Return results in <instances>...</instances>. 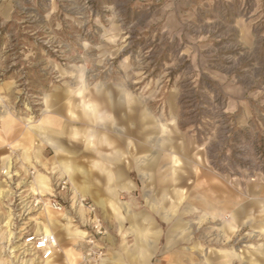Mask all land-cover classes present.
<instances>
[{
    "label": "rangeland",
    "instance_id": "374dc122",
    "mask_svg": "<svg viewBox=\"0 0 264 264\" xmlns=\"http://www.w3.org/2000/svg\"><path fill=\"white\" fill-rule=\"evenodd\" d=\"M47 202L50 264L95 218L96 264H168L170 228L180 264H264V0H0V264L47 262L20 245Z\"/></svg>",
    "mask_w": 264,
    "mask_h": 264
},
{
    "label": "built area",
    "instance_id": "2783aa9c",
    "mask_svg": "<svg viewBox=\"0 0 264 264\" xmlns=\"http://www.w3.org/2000/svg\"><path fill=\"white\" fill-rule=\"evenodd\" d=\"M79 202L84 204V200ZM50 205L59 209L56 201H51ZM94 231H88L85 238V248L82 254L81 264H96L101 261L105 255L106 243L105 233L101 231V223L98 218L93 220ZM55 237V236H54ZM53 235L30 234L24 237L25 246L32 247L41 260L51 258L57 249Z\"/></svg>",
    "mask_w": 264,
    "mask_h": 264
},
{
    "label": "crops",
    "instance_id": "0c3cea01",
    "mask_svg": "<svg viewBox=\"0 0 264 264\" xmlns=\"http://www.w3.org/2000/svg\"><path fill=\"white\" fill-rule=\"evenodd\" d=\"M50 124L54 126L55 125V122L53 120H51V123ZM48 139L50 140V138H48ZM56 140L57 139H51L49 142L52 144V146L54 147L55 151H58V152L59 151H63L64 150L63 145H61L60 143H58V141H56ZM81 193L84 194L85 192L84 193L81 192ZM55 216H56L55 213H50V214L48 213L45 216L44 222H41V225L40 226L43 227V225L45 224L47 226V231H54V229L60 225V222H58L57 220L54 219ZM51 221H52V223H51ZM67 228L69 229L70 227L67 226ZM68 229H66V231H71V229L70 230H68ZM172 230L173 229L170 228V229H168V231L166 233V236L168 237L167 238L168 244H167V247L164 250V252L165 251H171L174 254L173 259L171 261H169L168 264H180L181 254L179 252H177V250H176V248L179 246L180 243L172 235ZM135 232H136V235L137 236H140V237H137L139 239H136L137 248H136L135 253H139V252L143 253L145 251V249L151 250L152 247H153V245H152V242L150 240L148 231H146L145 229H141V231H135ZM176 257L177 258L179 257L180 259L179 258L176 259ZM104 264H107L106 261H104ZM125 264H149V261H148V259H146V260L144 259V255L143 254L140 257L138 255L136 256L135 254H133L131 256V259L129 261H127ZM160 264H167V262L164 263V262L160 261Z\"/></svg>",
    "mask_w": 264,
    "mask_h": 264
},
{
    "label": "bare ground",
    "instance_id": "6f19581e",
    "mask_svg": "<svg viewBox=\"0 0 264 264\" xmlns=\"http://www.w3.org/2000/svg\"><path fill=\"white\" fill-rule=\"evenodd\" d=\"M104 103H102V106L105 108L106 112L109 110V113L112 112V109H113V106H114V101L112 100H104L103 101ZM101 106V107H102ZM93 108V111H94V108L98 107L97 104H94L91 106ZM100 113V112H99ZM107 115V113H106ZM109 115V114H108ZM7 124V123H5ZM55 125L57 126V124L55 123ZM90 135V133L88 134ZM22 151H21V155H22V158L25 159V160H28L30 158V146H26L25 144L23 143H19L18 144ZM7 167H9V164H7ZM65 169L66 171L69 173V176L71 177V179H73V175H74V169H73V166H71L70 164H66L65 165ZM62 171V170H61ZM7 172V171H6ZM62 173H65L64 171H62ZM66 174V173H65ZM32 189L34 188L35 190H37V192H39L40 194H44V193H49L50 196H52L53 194L50 192V186H49V178L47 175L43 174V173H40L38 172L34 177H33V180H32ZM50 214V213H54L51 206L49 205V203H45V207H44V211H43V214L44 215H47V214ZM216 215V214H215ZM53 221V220H52ZM51 221V223H52ZM8 221H6L5 224H7ZM71 227V226H69ZM72 230V228H69L68 230ZM38 231H41L39 232V234H44V235H53V233H50L49 231H47V226L44 224L43 227H38ZM86 234V232H85ZM54 237V235H53ZM55 238V237H54ZM55 243H56V247H58L57 245V240L55 238ZM20 245L22 246V248L24 250H26L27 252H29L30 254H34L36 253V251L33 250L32 247H29V246H25V244H21ZM16 248V246H13V249ZM21 248V247H20ZM67 249V248H66ZM10 250V249H8ZM58 250V248L56 249ZM14 251V250H13ZM32 251V252H30ZM10 252V251H9ZM65 254H66V259L69 258L71 256V253L68 252L67 250H65ZM53 257V256H52ZM51 257V258H52ZM51 258L47 259V260H41V261H47L45 264H50V262H48Z\"/></svg>",
    "mask_w": 264,
    "mask_h": 264
}]
</instances>
